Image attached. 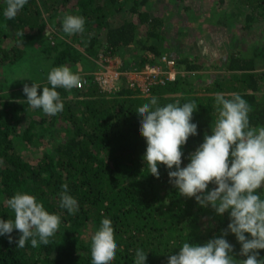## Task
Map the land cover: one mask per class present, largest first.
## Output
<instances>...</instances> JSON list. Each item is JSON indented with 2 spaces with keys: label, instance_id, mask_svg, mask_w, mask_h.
<instances>
[{
  "label": "trees",
  "instance_id": "1",
  "mask_svg": "<svg viewBox=\"0 0 264 264\" xmlns=\"http://www.w3.org/2000/svg\"><path fill=\"white\" fill-rule=\"evenodd\" d=\"M170 1L189 13L196 0ZM202 1L212 11L204 22L208 32L212 26L234 27L254 37L251 41L235 33L225 62L217 65L222 71L208 79L198 73L204 67L196 56L191 59L173 45L167 18L160 15L163 8L172 12L168 6L155 9V0H28L13 19L3 15L6 3L0 0V219H14L6 200L17 192L35 196L46 211L61 218L48 245L33 248L29 240L18 248L7 235L0 236V264H92L91 237L104 218L111 220L117 243L111 264H134L137 249L147 255L146 264H168L169 255L178 254L183 243L202 245L228 228L229 213L217 215L211 206L201 207L195 198L180 196L166 166H158L159 178L146 169L147 143L137 114L138 107L153 97L161 107L195 102L192 123L198 134L183 146L181 167L190 163V154L204 142L205 134L211 135L218 92L226 99L239 94L250 106V126H264V0ZM218 2L223 10L217 9ZM226 8H232L234 15ZM66 15L84 17V31L64 34ZM181 28L178 37L191 31L190 26ZM51 29L57 31L55 45L48 39ZM38 41L32 54L41 52L47 58L43 82H34L41 86L38 94L42 95V87H51L47 76L54 67L68 66L82 81V87L56 89L64 109L54 116L27 103L25 83L18 81L19 73L9 70ZM114 55L123 61L120 72H139L146 66L165 69L166 57L183 73L177 71L174 80L163 79V84L157 82L144 93L125 85L107 91L95 74L108 63L106 57ZM80 65V70L75 68ZM21 148L39 153L26 158ZM64 184L78 201L74 214L60 207ZM214 187L210 184L206 191ZM258 192L264 199V191ZM20 235L18 230L11 233L14 241ZM224 238L237 261L246 259L239 255L242 246L234 234ZM259 256L264 258V250Z\"/></svg>",
  "mask_w": 264,
  "mask_h": 264
},
{
  "label": "clouds",
  "instance_id": "2",
  "mask_svg": "<svg viewBox=\"0 0 264 264\" xmlns=\"http://www.w3.org/2000/svg\"><path fill=\"white\" fill-rule=\"evenodd\" d=\"M5 3L3 15L13 19L28 0H5ZM84 26L82 16L66 15L62 21V31L69 36L83 32ZM47 80L51 87H42V95L38 94L41 86L34 82L31 87L24 84L23 92L32 108L54 116L64 109L56 89L78 88L82 81L68 66L52 68ZM231 96L226 99L223 93L215 94L218 115L211 126V135L205 134L204 142L190 154L186 167H181L182 148L189 137L198 134L197 124L192 123L197 109L195 102L161 107L153 97L150 103L137 109L139 131L147 143L143 161L150 174L159 178L158 166H166L170 183L180 196L195 198L201 207L211 206L217 215L229 213L230 217L221 237L202 245L183 243L178 254L169 255L168 264H264V258L259 256V250H264V199L258 192L264 188V126L251 127L247 101L237 93ZM173 168L176 170L172 171ZM210 184L216 187L206 191ZM59 197L61 208L73 214L78 211V201L68 193L67 184L62 185ZM6 204L14 212V219H0V236L7 235L9 243H16L18 248H24L29 240L33 248L49 244V238L59 229L60 216L50 214L30 194L17 192ZM13 230L21 233L18 241L11 236ZM229 232L242 246L239 255L246 259L237 261L232 255L233 246L224 238ZM90 251L92 264L114 261L117 243L110 219L104 218L92 235ZM146 260L145 252L137 249L134 264H146Z\"/></svg>",
  "mask_w": 264,
  "mask_h": 264
},
{
  "label": "rangeland",
  "instance_id": "3",
  "mask_svg": "<svg viewBox=\"0 0 264 264\" xmlns=\"http://www.w3.org/2000/svg\"><path fill=\"white\" fill-rule=\"evenodd\" d=\"M155 9H160L161 6L164 7H170L169 13L166 11V9L163 8L160 15H163L167 18L166 24L168 26L167 34L170 36H173V45H175L180 53L182 54H188L191 59L197 57L198 63L204 67V69L200 70V72L203 75H206L205 78H213L215 73H218L219 71H222L220 67L217 65H221L225 62L227 58V47L230 46V41L232 40V36L236 33L241 36H247V39L252 41L254 37H251L252 35H248L244 33L240 29H236L234 27L232 28H226V27H210V30L208 32V28L205 27L206 24H204L207 17L210 16L211 7H209V4L206 1H200L196 0L193 5L194 10L187 13L183 12L181 8L177 10L178 4L171 2L170 0H155ZM158 3V4H157ZM217 9L223 10V6L218 2L216 5ZM229 11L234 15V10L232 8L227 9L226 11ZM194 15H197V17L194 18ZM181 26H190L191 31L184 36H177L178 32L182 30ZM240 27V26H239ZM181 28V30H180ZM52 30V29H51ZM49 32V41L51 45L56 44V40L54 36L56 35L57 31L52 30ZM182 32V31H181ZM210 33V34H209ZM175 34V35H174ZM255 36H259V33L257 32ZM176 37V38H175ZM258 38V37H257ZM39 41L34 44V47L28 48L29 52L27 53V56L22 59L21 63H16L14 66L9 67L12 74L19 73V82H24L25 84H31L33 82L40 83L44 80V74L42 75L43 69H45L47 65V58L45 55H40V53H33L32 50L38 46ZM223 48H225V51L223 52ZM229 50V49H228ZM179 53V54H180ZM175 54H178L176 51ZM174 55V53L172 54ZM108 60V63L104 65H100L96 72L102 74L105 73L106 75L112 74L111 76H114L115 82V89H118L120 87L124 86V82L122 79H118V77L115 76V73H117L120 69V67L123 65V61L121 59L120 55H114L112 57L108 56L106 57ZM35 67V69L33 68ZM80 66H75L76 69L80 70ZM31 68V69H29ZM71 69H74L71 67ZM175 71L177 73H183L182 71L177 70L175 68ZM41 72V73H40ZM11 74V73H10ZM132 78H135L134 75ZM129 78V79H132ZM196 78L195 80H197ZM141 82V80L139 81ZM137 81V83H139ZM20 151L23 153V155L26 158L32 159L36 153H39V150H35L34 148L26 149L21 148ZM209 190V188L207 189ZM264 191V188H262Z\"/></svg>",
  "mask_w": 264,
  "mask_h": 264
},
{
  "label": "built area",
  "instance_id": "4",
  "mask_svg": "<svg viewBox=\"0 0 264 264\" xmlns=\"http://www.w3.org/2000/svg\"><path fill=\"white\" fill-rule=\"evenodd\" d=\"M162 62L165 65V69L162 66H146L143 70L139 72L129 71V72H120L115 73V76L120 78H125L124 85L129 86L130 88H139L143 93L149 91L150 86L160 82L164 83L163 79L174 80L177 73L175 71V63L172 60L167 59L166 57L162 58ZM112 74L106 75L105 73H96L95 80L98 82L100 87L104 90L110 91L115 89L114 76ZM134 75L135 78H132ZM132 78V79H129ZM121 80V79H120ZM141 80V82H139ZM137 81L139 83H137ZM82 87V84L81 86Z\"/></svg>",
  "mask_w": 264,
  "mask_h": 264
}]
</instances>
